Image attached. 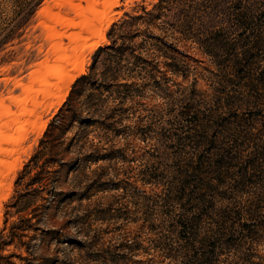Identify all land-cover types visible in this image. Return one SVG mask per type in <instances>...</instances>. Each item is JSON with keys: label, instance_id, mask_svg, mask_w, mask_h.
<instances>
[{"label": "rangeland", "instance_id": "rangeland-1", "mask_svg": "<svg viewBox=\"0 0 264 264\" xmlns=\"http://www.w3.org/2000/svg\"><path fill=\"white\" fill-rule=\"evenodd\" d=\"M70 1L0 0V127L6 136H16L15 143L2 144L7 152L0 154V264H264V84L214 79L204 69L216 71L210 58L197 46L174 40L164 27L147 33L200 62L147 38L144 26L121 34L113 29L126 15L151 10L159 0H117L110 14L114 22L99 48L112 39L130 49L123 58L102 55L95 68L99 48L80 52L84 41L71 37L91 33L82 25H59L41 13L49 8L74 23L92 18L90 0ZM103 1L97 9H104ZM32 3H37L35 14L22 26ZM103 22L98 23L102 29ZM46 26L63 34L61 41L52 40ZM56 44L70 56L80 46L76 55L85 58L80 77L114 70L121 77L117 86L96 92L89 102L83 86L73 89L78 77L64 103L48 111L45 87L30 74L44 64H66L54 53ZM174 62L197 71L187 78L174 75L166 67ZM258 71H253L255 78ZM30 88L34 92H28ZM69 98L64 110L87 119L67 133L45 137ZM25 109L35 113L26 115ZM235 114L246 121L235 122ZM22 125L26 129L19 131ZM42 140L47 141L44 148ZM114 150L118 152L109 160L96 161ZM225 151L231 165L218 170L214 161ZM251 158L256 160L255 171L246 188L236 191L235 203L244 211L260 207V219L249 229L253 237L246 236V228L242 233L232 230L230 222H217L212 215L195 221L200 206L191 188L216 184L219 177L223 187H230L239 177V166ZM151 175L161 184L150 183ZM188 176L190 188L178 201L179 181ZM165 192V197H155ZM183 217L189 220L186 230L177 224ZM242 223L251 221L244 218Z\"/></svg>", "mask_w": 264, "mask_h": 264}, {"label": "trees", "instance_id": "trees-1", "mask_svg": "<svg viewBox=\"0 0 264 264\" xmlns=\"http://www.w3.org/2000/svg\"><path fill=\"white\" fill-rule=\"evenodd\" d=\"M42 0H40L39 4ZM33 4V3H32ZM30 4L26 9L25 19L21 22L24 26L33 17L36 11V4ZM38 4V5H39ZM127 19L120 24H115L113 29H117L120 34L124 31L132 30L135 27L144 26L146 28L145 35L147 38L156 39L165 47L172 51L184 55L191 61L198 63L197 59L190 57L177 49L172 43H169L164 38L153 36L147 33L151 28L164 27L167 32H170L171 37L178 42L191 43L200 49V52L210 58L212 64L216 66V71L204 68L207 72L215 75L214 79L228 80L234 83L235 81L246 78L247 82L264 84V0H159L151 10L143 9V12L138 15H126ZM121 36V40L124 38ZM110 39V34H109ZM129 50V45L112 41L111 44L98 49L94 55L95 68L101 62V56L105 55L109 58H123ZM99 57V58H97ZM108 61L114 62L111 59ZM167 71L174 75H179L187 78L192 70L197 71V68L184 62L183 65L177 63H166ZM258 71L257 78L253 73ZM120 76L117 71L109 70L101 75L98 73H90L80 77L74 84L73 89L78 86H83L88 92L89 102L96 99V92L107 90L112 91L120 81ZM251 80V81H250ZM222 81H218L216 85L222 86ZM123 86V85H121ZM127 86V85H124ZM218 91V88L215 89ZM95 92V93H94ZM99 101L100 99L97 98ZM101 102V101H100ZM70 103V98L63 107L55 120L50 124L49 129L45 133V137L52 136L54 132L67 133L74 127V123L83 124L87 118L79 116L76 111L64 109ZM103 103V102H101ZM239 118V114H235ZM91 120V119H89ZM248 120V119H247ZM240 118L235 122H245ZM68 122V123H67ZM242 123V124H243ZM252 126V125H251ZM263 128V127H262ZM262 129L258 130L260 133ZM46 139V138H45ZM47 144L46 140L41 141V147ZM214 143L210 144V148ZM118 150L96 157V161L109 160L112 153ZM40 153V152H39ZM89 157H94L90 155ZM37 156L33 157L31 162L35 161ZM232 157L228 151L224 155L214 161V167L220 170L221 167L231 165ZM231 160V161H230ZM57 162V161H56ZM60 166H62L60 164ZM255 158L244 161L239 166L238 178L230 187H223V179L219 177L217 183H199L195 184L192 189L193 199H197L199 213L193 218L195 221H201L204 218L215 219L217 222L224 224L230 222L232 230H239L241 233L247 229V235L253 237V231L250 225L257 223L260 219L259 206L256 210L244 211L241 203L236 202V191L241 192L246 188L245 184L251 179V174L255 171ZM151 181L154 186L161 184V179L151 175ZM190 176L179 181L178 198L183 200L188 193ZM239 190V191H238ZM165 194L155 197L162 198ZM177 196V195H176ZM169 198L168 191L166 199ZM233 207L238 210L233 209ZM244 218H249L251 224L242 223ZM253 223V224H252ZM177 224L182 229L188 228L189 220L184 217L177 221ZM238 225V226H237Z\"/></svg>", "mask_w": 264, "mask_h": 264}, {"label": "bare ground", "instance_id": "bare-ground-1", "mask_svg": "<svg viewBox=\"0 0 264 264\" xmlns=\"http://www.w3.org/2000/svg\"><path fill=\"white\" fill-rule=\"evenodd\" d=\"M52 1H56V2L66 1V2L72 3V1H70V0H52ZM99 1L100 0H90V1H88V3H90V11H91V13H93V16H91L92 18H90V19L88 17L87 18L83 17L85 19L83 20L82 23H74L71 20L65 19V18L59 16L58 14L52 13V11L49 8H43L41 10V13L47 14L48 17L50 16L51 19L54 20V22H56L59 25H64V26H67V27H74V28L82 25L80 27L86 28V30H88V33L89 32L91 33L90 34L91 37L88 36L86 38H83L80 33L79 34H74V35L72 34L73 36H71V37H74V38L76 37L79 40L84 41V43L82 44L81 48H78L80 46L77 47L78 51H80L83 48H90L91 49L90 52H93V51H95L96 49H98L101 46L102 42H105L107 40L106 32L108 31V29L111 27V25L114 22V18L112 16H110V14H112L111 11L113 10V8L117 6V0H114L112 2L109 1V0H104L103 3H102L104 5V9L103 10H99V9L96 8V5L99 3ZM72 5H74V3ZM97 7H99V6H97ZM80 13L82 15L83 14L86 15L84 13V11H82V12L80 11ZM103 21L106 22L105 23L106 27L104 29L100 28L101 26L98 25V23L103 22ZM54 26H52V27L51 26H46L48 28V30H49V37L52 40H54V41H58V40L61 41V38L63 37V34L57 33L55 31V29H54ZM50 38H49V40H51ZM88 41H91V42L87 43ZM75 42L77 43V41H75ZM79 44H80V42H79ZM77 45L78 44H76V46ZM77 48H74L75 55L74 56H72V55L70 56V55H65V53H64L65 49L62 47V44L54 45L53 46V49L55 51L54 53H56V55H58V58L60 60L67 61V62H64L66 64L65 65H60L61 62L57 66H49L48 64H44V65H42V69L41 70L34 71V72H32L30 74L32 78H36V76H38V78H36L35 81H39L40 84L45 87V88L43 87L44 90L42 91V93L44 95V99H47V100L50 101V103L46 107L48 111H50V109H52L55 106L58 108L64 103V101L66 100L67 95L69 93V90L71 88V85L75 82V80L78 77H80L84 73L85 58H83L81 56H77L78 54L76 55ZM67 64H71V66H72L71 69L69 68V65L67 66ZM52 78L57 79V82L54 81L55 83H53L52 82L53 80H50ZM27 91L28 92H31V91L34 92L31 88L28 89ZM39 95H41V94H39ZM30 96H32V95H30ZM36 103L37 102H35L34 104H36ZM0 107H4V106L2 105ZM3 110H4L5 114H7L8 116H11L10 115L11 112H10L9 109H3ZM34 113L35 112L33 110H28V109H25V112H24V114H26V115L27 114L28 115H33ZM19 117L21 118V116H19ZM25 125L20 126L19 127V131H24L26 129ZM34 126L38 127L37 123H35ZM44 128H45V125H43L40 128V131L42 132L44 130ZM4 133L5 132H3V130L0 127V154L7 152V150H4L2 148V144L3 143L9 144L10 142H13V141L15 143V139H16L15 138L16 136L15 137L6 136ZM10 144H12V143H10ZM0 163H2V161H0ZM13 169H15V168H13Z\"/></svg>", "mask_w": 264, "mask_h": 264}]
</instances>
